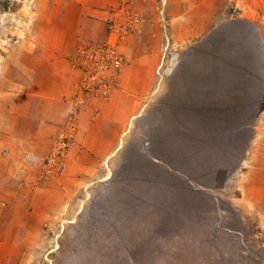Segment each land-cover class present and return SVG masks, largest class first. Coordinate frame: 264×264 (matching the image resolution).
Listing matches in <instances>:
<instances>
[{
  "label": "rangeland",
  "instance_id": "1",
  "mask_svg": "<svg viewBox=\"0 0 264 264\" xmlns=\"http://www.w3.org/2000/svg\"><path fill=\"white\" fill-rule=\"evenodd\" d=\"M48 2L0 0L2 114L8 107V61L16 59L13 51ZM263 32V16L232 18L194 39L179 53L187 71L168 79V88H181L168 89L164 98L163 79L161 100L151 115L141 116L139 135L124 141L110 179L80 187L74 197L63 195L61 204L44 212L9 206L8 222L28 223L13 227V242L0 246V264H264ZM81 47L72 58L79 70L76 83ZM180 76L186 79L182 85L172 83ZM110 77L113 90L118 72ZM84 103L75 107V131ZM69 114L47 152L36 157L34 179L24 180L25 205L31 206L26 199L32 192L55 182L65 169L68 152L52 167L46 158ZM0 144L1 172L7 168L8 139ZM9 234L0 230V240Z\"/></svg>",
  "mask_w": 264,
  "mask_h": 264
},
{
  "label": "crops",
  "instance_id": "2",
  "mask_svg": "<svg viewBox=\"0 0 264 264\" xmlns=\"http://www.w3.org/2000/svg\"><path fill=\"white\" fill-rule=\"evenodd\" d=\"M46 4L49 8L35 14L32 29L13 51L16 59L8 61V107L0 113L4 119L0 143L8 139L7 168L0 172V204L7 218L0 220V230L10 232L9 238L0 240L4 249L13 242V227L28 223L8 222L10 205L17 203L16 211L24 213L55 209L50 204H61V196L74 197L76 189L86 190L112 177L124 141L139 135L141 116L151 115L161 100L163 79L165 98L172 73L187 71L179 53L194 39L228 19L264 18V0H49ZM104 42L113 43L122 57L116 84L106 99L86 101L79 108L64 171L55 182L32 192L26 199L31 206L25 205L24 180L34 179L36 157L47 152L51 136L69 114L67 98L79 75L72 58L78 47ZM185 80L180 76L172 83L182 85ZM0 156L5 154L0 151Z\"/></svg>",
  "mask_w": 264,
  "mask_h": 264
},
{
  "label": "built area",
  "instance_id": "3",
  "mask_svg": "<svg viewBox=\"0 0 264 264\" xmlns=\"http://www.w3.org/2000/svg\"><path fill=\"white\" fill-rule=\"evenodd\" d=\"M124 30L126 31V28ZM75 61L81 71V78L76 83L77 88L70 97L71 108L73 107V109H71L66 126L57 131L53 138L50 152L46 158L47 167L59 165L68 152L76 127L75 107L82 105L89 96L98 99L108 97L113 87L112 79L108 77L110 74L116 77V71L118 72V66L122 63V57L116 53L113 43H88L80 48Z\"/></svg>",
  "mask_w": 264,
  "mask_h": 264
}]
</instances>
